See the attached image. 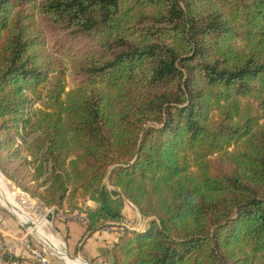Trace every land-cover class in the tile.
<instances>
[{"label": "trees", "instance_id": "obj_1", "mask_svg": "<svg viewBox=\"0 0 264 264\" xmlns=\"http://www.w3.org/2000/svg\"><path fill=\"white\" fill-rule=\"evenodd\" d=\"M0 170L84 235L133 203L110 264H264V0H0Z\"/></svg>", "mask_w": 264, "mask_h": 264}, {"label": "rangeland", "instance_id": "obj_2", "mask_svg": "<svg viewBox=\"0 0 264 264\" xmlns=\"http://www.w3.org/2000/svg\"><path fill=\"white\" fill-rule=\"evenodd\" d=\"M35 104L37 105V103ZM0 176L4 178L10 194L21 206V208L24 210L27 216L30 217L33 221L41 223L40 225H43L41 226V228L44 227L45 231L56 234L63 240L65 250L71 259L74 260L77 258H81L88 264H110V255L109 253H107L108 248L105 246H100V248L97 247L100 253L97 256L91 255V249L93 247L92 244L88 242V239H93L91 241H94V238H90L91 235H93L92 233L89 232L86 235L83 234L79 241L73 240L68 226L69 220L71 221L73 219H69V218L59 219L56 217H49V216L47 217L48 220L42 219V217H44L45 214L44 208L46 205L43 204L38 198L32 197L26 191H23L22 189L18 188L14 181L8 179L4 174H2L1 170H0ZM77 201L79 205L83 203L82 198H78ZM64 205L66 206L67 203H65ZM0 207L6 210L10 215L12 213L13 216L12 215L11 216L16 221L15 225L18 228V232L19 233L25 232L24 231L25 228L22 226L21 222L19 221V218L13 213L10 206L7 203L0 200ZM26 211L29 212L30 216ZM126 214L128 216V220L124 222L128 225L129 229L136 231H143L147 228L150 218H144L142 214L139 212L138 208L134 204L133 205L130 204L129 201L127 202V206H126ZM46 221H49V223ZM104 228H106V226ZM28 238L30 240L35 241L38 244L44 243V241H42L35 234H29ZM88 243L90 244L88 245ZM52 252H53L52 261L56 260L59 261L60 264H66V262L55 251Z\"/></svg>", "mask_w": 264, "mask_h": 264}, {"label": "built area", "instance_id": "obj_3", "mask_svg": "<svg viewBox=\"0 0 264 264\" xmlns=\"http://www.w3.org/2000/svg\"><path fill=\"white\" fill-rule=\"evenodd\" d=\"M129 203L132 204L130 201ZM44 210L45 214L42 219H47L48 216L56 217L59 219L69 218L78 221L84 228H86L90 222L88 213L84 209H75L73 212L68 213L66 208H59L57 206H45ZM19 221L25 228V232L12 233L0 228V264H52V248L45 242L38 244L35 241L30 240L28 238L29 234L35 233L31 229H29L30 225L28 224V222L22 221L20 218ZM24 224H27L28 226H25ZM118 225L128 227L125 222H109L106 228L110 229L111 226ZM39 238L42 240L41 237ZM9 239L13 240L14 243L9 244ZM18 245L22 246L25 249V251L27 252L26 256H18L16 254L15 251Z\"/></svg>", "mask_w": 264, "mask_h": 264}, {"label": "crops", "instance_id": "obj_4", "mask_svg": "<svg viewBox=\"0 0 264 264\" xmlns=\"http://www.w3.org/2000/svg\"><path fill=\"white\" fill-rule=\"evenodd\" d=\"M11 215L6 210L2 209V207H0V228L8 232L19 233L18 228L15 225L16 221L12 218L13 215L12 216ZM68 226L70 229V234H71L72 239L75 241H79L82 235L84 234V230H85L84 227L78 221H75V220H71V221L69 220ZM120 233H121V227L119 226H111L110 229L102 228L94 232L93 235H91L90 237V238H94V241H91L93 239H88V242H90L93 247L91 249V255L97 256L98 254H100L98 251L99 249H97V247L100 248V246H105L109 249L111 245L113 244V242L116 241L117 236ZM8 243L12 244L14 243V241L9 239ZM90 243H88V245ZM15 252L18 256H26L27 254L25 249L20 245L16 247ZM52 264H60V262L53 260Z\"/></svg>", "mask_w": 264, "mask_h": 264}, {"label": "bare ground", "instance_id": "obj_5", "mask_svg": "<svg viewBox=\"0 0 264 264\" xmlns=\"http://www.w3.org/2000/svg\"><path fill=\"white\" fill-rule=\"evenodd\" d=\"M0 200L7 203L10 206L13 213L17 215L22 221L28 222V224L30 225L29 229H31L36 235L41 237L42 240L47 245H49L52 248V250L55 251L66 262V264H88L81 258H77L74 260L71 259L65 250L63 240L59 236L45 231L44 227L41 228V226H43V225H40L41 223L33 221L30 217L27 216V214L24 212L21 206L17 203V201L10 194L7 188L6 182L4 178L1 176H0ZM27 213L29 214V212ZM46 222L49 223V221H46Z\"/></svg>", "mask_w": 264, "mask_h": 264}, {"label": "water", "instance_id": "obj_6", "mask_svg": "<svg viewBox=\"0 0 264 264\" xmlns=\"http://www.w3.org/2000/svg\"><path fill=\"white\" fill-rule=\"evenodd\" d=\"M2 174H3V173H2ZM90 204H91V205H95V203H93V202H90ZM24 225H25V226H28L27 224H24ZM96 229H97V228H94L90 233L96 231Z\"/></svg>", "mask_w": 264, "mask_h": 264}]
</instances>
